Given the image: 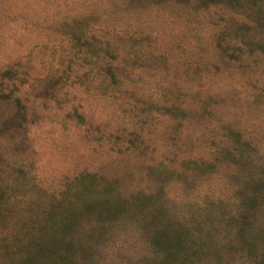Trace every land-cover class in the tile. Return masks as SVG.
<instances>
[{"label": "rangeland", "instance_id": "374dc122", "mask_svg": "<svg viewBox=\"0 0 264 264\" xmlns=\"http://www.w3.org/2000/svg\"><path fill=\"white\" fill-rule=\"evenodd\" d=\"M257 17L210 0H0V91L25 115L21 144L0 104V174L28 175L0 189V264H264Z\"/></svg>", "mask_w": 264, "mask_h": 264}, {"label": "trees", "instance_id": "16d2710c", "mask_svg": "<svg viewBox=\"0 0 264 264\" xmlns=\"http://www.w3.org/2000/svg\"><path fill=\"white\" fill-rule=\"evenodd\" d=\"M203 1H209V0H200ZM211 3H217L221 2L222 4L231 7L233 9V12H239V13H251L254 12L258 17L256 20H262L264 12V0H210ZM257 29V26H256ZM12 70L10 69H4L2 71L3 75L6 78H13L12 77ZM0 104H5L7 106L8 111L3 115L4 118L2 120L7 123L9 121L14 122V126L12 127L15 134H16V140L17 142L23 144L24 143V134L22 129H24V105L21 103V100L19 96H16L13 94V92H5L0 91ZM23 165L19 166L16 170L11 171L9 174H0V189L2 190L5 185H11V183L16 182H24L25 180H28V175L25 171V169L22 167ZM98 188V184H91L88 189L89 190H96ZM100 190V187L99 189ZM60 201L57 205L58 209L61 208ZM60 206V207H59ZM109 214L114 215L115 211L113 209H109ZM55 217H61V214ZM144 215L137 213L134 219V225L137 228H141V225L145 224L144 222ZM149 238V237H147Z\"/></svg>", "mask_w": 264, "mask_h": 264}]
</instances>
